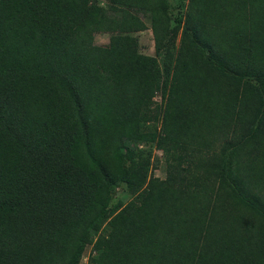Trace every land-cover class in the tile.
I'll return each mask as SVG.
<instances>
[{
  "label": "trees",
  "instance_id": "trees-1",
  "mask_svg": "<svg viewBox=\"0 0 264 264\" xmlns=\"http://www.w3.org/2000/svg\"><path fill=\"white\" fill-rule=\"evenodd\" d=\"M0 264H264V0H0Z\"/></svg>",
  "mask_w": 264,
  "mask_h": 264
},
{
  "label": "rangeland",
  "instance_id": "rangeland-1",
  "mask_svg": "<svg viewBox=\"0 0 264 264\" xmlns=\"http://www.w3.org/2000/svg\"><path fill=\"white\" fill-rule=\"evenodd\" d=\"M143 18L146 20V17L143 16ZM141 45H142V51L147 54L154 55L155 53V41L154 36L151 29L145 30L140 32L139 34ZM96 42L98 44H103L109 42V35L108 34H97L96 35ZM161 97H157L156 100L160 101ZM154 164H157L158 161L163 159L162 151L156 150L154 155ZM163 163V161H161ZM164 168V167H163ZM164 171V169H163ZM90 254V251L88 250L87 255L82 258L84 261L88 259V255Z\"/></svg>",
  "mask_w": 264,
  "mask_h": 264
},
{
  "label": "clouds",
  "instance_id": "clouds-1",
  "mask_svg": "<svg viewBox=\"0 0 264 264\" xmlns=\"http://www.w3.org/2000/svg\"><path fill=\"white\" fill-rule=\"evenodd\" d=\"M157 98V97H156ZM144 145H140V147H143ZM163 154V153H162ZM84 263H87V260L86 261H84Z\"/></svg>",
  "mask_w": 264,
  "mask_h": 264
}]
</instances>
